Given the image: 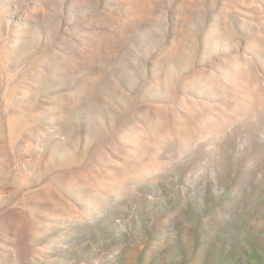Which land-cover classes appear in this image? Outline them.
<instances>
[{"label":"rangeland","instance_id":"rangeland-1","mask_svg":"<svg viewBox=\"0 0 264 264\" xmlns=\"http://www.w3.org/2000/svg\"><path fill=\"white\" fill-rule=\"evenodd\" d=\"M0 264H264V0H0Z\"/></svg>","mask_w":264,"mask_h":264}]
</instances>
